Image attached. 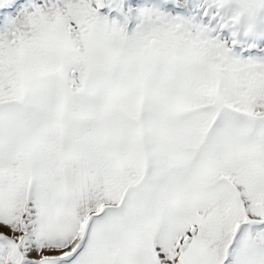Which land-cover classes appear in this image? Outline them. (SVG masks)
<instances>
[{
	"label": "snow or ice",
	"instance_id": "snow-or-ice-1",
	"mask_svg": "<svg viewBox=\"0 0 264 264\" xmlns=\"http://www.w3.org/2000/svg\"><path fill=\"white\" fill-rule=\"evenodd\" d=\"M0 264H264V0H0Z\"/></svg>",
	"mask_w": 264,
	"mask_h": 264
}]
</instances>
